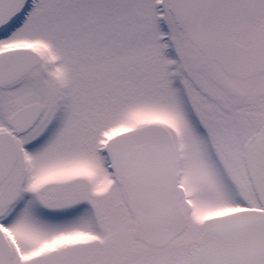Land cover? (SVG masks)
<instances>
[{
    "label": "snow or ice",
    "instance_id": "obj_1",
    "mask_svg": "<svg viewBox=\"0 0 264 264\" xmlns=\"http://www.w3.org/2000/svg\"><path fill=\"white\" fill-rule=\"evenodd\" d=\"M0 264H264V0H0Z\"/></svg>",
    "mask_w": 264,
    "mask_h": 264
}]
</instances>
